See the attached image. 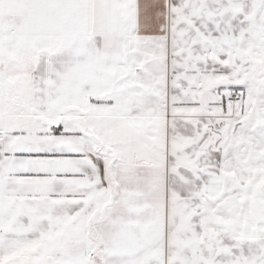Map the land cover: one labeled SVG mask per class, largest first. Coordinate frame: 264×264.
I'll return each instance as SVG.
<instances>
[{"label": "snow or ice", "instance_id": "6c2138e0", "mask_svg": "<svg viewBox=\"0 0 264 264\" xmlns=\"http://www.w3.org/2000/svg\"><path fill=\"white\" fill-rule=\"evenodd\" d=\"M0 264H264V0H0Z\"/></svg>", "mask_w": 264, "mask_h": 264}]
</instances>
